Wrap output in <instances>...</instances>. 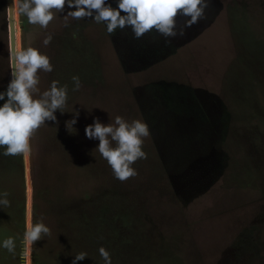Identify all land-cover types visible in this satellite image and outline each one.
Returning a JSON list of instances; mask_svg holds the SVG:
<instances>
[{
  "label": "rangeland",
  "instance_id": "374dc122",
  "mask_svg": "<svg viewBox=\"0 0 264 264\" xmlns=\"http://www.w3.org/2000/svg\"><path fill=\"white\" fill-rule=\"evenodd\" d=\"M10 3L0 0V90L11 71ZM53 12L41 29L15 11L17 47L50 57L41 92L53 80L68 86L52 123L67 151L50 156L49 122L37 129L36 189L31 154L23 176L16 156H5L0 240L13 237L15 248H0V264H34V254L38 264H71L78 253L87 257L77 264H104L101 247L111 264H264V0H208L202 19L167 40L154 30L110 35L67 6ZM176 19L179 30L185 17ZM117 115L149 129L147 156L123 182L84 136L93 116ZM38 220L50 231L26 245L25 225Z\"/></svg>",
  "mask_w": 264,
  "mask_h": 264
},
{
  "label": "clouds",
  "instance_id": "9594fccd",
  "mask_svg": "<svg viewBox=\"0 0 264 264\" xmlns=\"http://www.w3.org/2000/svg\"><path fill=\"white\" fill-rule=\"evenodd\" d=\"M16 0L14 10L18 15L26 17L31 25H39L47 29L54 19V12H62L65 6L70 9L73 19L90 18L103 24L108 34L116 30L128 28L134 38L139 39L150 30L162 35L166 40L170 37L183 36L184 29L191 27L203 18L208 0ZM185 17L184 24L177 30V17ZM52 40V34H46L43 44ZM12 69L3 90H0V155L25 157L32 148L30 139L37 129L46 122L57 123V111H61L68 100V86L53 80L48 89L41 92L38 85V72L50 73L53 65L50 57L40 49L26 45L17 47L11 53ZM73 91H78L81 84L78 76L72 77ZM91 114V113H90ZM79 110L72 113V118L65 121V128L77 124ZM149 135L145 122L139 119L130 122L117 115L111 122H103L93 116L92 123L84 128V136L88 140L98 141L95 150L104 159L114 177L123 182L137 175L133 167L138 159H145L143 138ZM0 194V205L7 206L9 201ZM50 229L42 220L28 222L23 233V242L31 245L40 240L42 234L47 235ZM0 248L13 252L14 238L9 236L0 240ZM104 264H111L109 252L98 249ZM86 254L78 253L71 264L85 259Z\"/></svg>",
  "mask_w": 264,
  "mask_h": 264
},
{
  "label": "trees",
  "instance_id": "16d2710c",
  "mask_svg": "<svg viewBox=\"0 0 264 264\" xmlns=\"http://www.w3.org/2000/svg\"><path fill=\"white\" fill-rule=\"evenodd\" d=\"M49 125V130H44L46 131L47 133L50 132L49 134H47L48 136H50L51 138H48L45 137L43 140L47 141V143H49V145H51V152L48 153L50 154V156H59V153L61 152V149H64L67 151V148L66 146L64 147L63 145V142L61 140V137L59 136V133L58 132H54L53 130L56 128V127H53L52 128V122H49L48 123ZM40 131V129H38ZM37 131V130H36ZM38 140L36 138V132L34 133V135L31 137L30 139V144H31V148H32V151H31V155H30V169H31V176H32V179H33V182H34V188L36 189V185H35V181L34 179H37L36 175L38 174V169H39V151H38ZM0 152H2V150H0ZM16 158H17V161H19L20 163V168H19V173L21 174V176H23V155L21 154H18L16 155ZM4 159H5V156L4 155H0V175L2 174L3 172V166H6L5 163H4ZM35 256V262L34 264H38V261H37V256L36 254H34Z\"/></svg>",
  "mask_w": 264,
  "mask_h": 264
},
{
  "label": "water",
  "instance_id": "95a60500",
  "mask_svg": "<svg viewBox=\"0 0 264 264\" xmlns=\"http://www.w3.org/2000/svg\"><path fill=\"white\" fill-rule=\"evenodd\" d=\"M14 4L10 3L8 7V19H9V48H10V66L12 69L11 53L17 48V35H16V22H15V10Z\"/></svg>",
  "mask_w": 264,
  "mask_h": 264
}]
</instances>
